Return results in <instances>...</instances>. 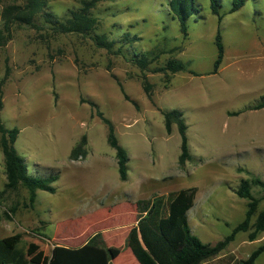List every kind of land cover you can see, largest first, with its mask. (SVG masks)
<instances>
[{"label":"rangeland","instance_id":"obj_1","mask_svg":"<svg viewBox=\"0 0 264 264\" xmlns=\"http://www.w3.org/2000/svg\"><path fill=\"white\" fill-rule=\"evenodd\" d=\"M43 1L44 9L63 18L82 0ZM230 1L219 0L218 23L208 0H194L199 12L187 20L186 38L168 10V0L95 4L91 13L97 20L96 34L115 41L124 34L137 37L121 47L126 58L148 53L150 69L169 60L186 68L166 76L141 73L86 36L54 35L36 16L39 28L12 25L9 40L0 47V122L18 131L13 148L29 174L57 178L51 184L54 192L35 191L29 208L25 189H3L0 151V239L45 262L52 245L74 248L99 234L102 246L120 251L110 264H136L123 246L135 224L136 202L164 199L188 188L196 189L188 227L201 243L215 244L242 221L246 201L233 191L242 179L264 182V109L246 110L264 97V79L241 62L264 47V0H246L240 10L228 13ZM10 5L23 6L24 1L0 0V27L2 10ZM216 31L223 57L217 73L210 74ZM142 74L151 85L149 98L142 89ZM116 81L137 108L123 99ZM80 99L93 102L112 123L127 155L125 181L118 179L105 126ZM170 110L180 111L186 125L190 159L181 166L175 125L166 135L160 113ZM236 111V116L227 115ZM82 136L83 155L70 157ZM250 193L259 200L252 223L264 207V189L251 186ZM247 234L237 233L224 250L201 264H234L246 258L264 239V231L252 242ZM254 264H264V253Z\"/></svg>","mask_w":264,"mask_h":264},{"label":"trees","instance_id":"obj_2","mask_svg":"<svg viewBox=\"0 0 264 264\" xmlns=\"http://www.w3.org/2000/svg\"><path fill=\"white\" fill-rule=\"evenodd\" d=\"M24 5L6 6L1 13L0 27V47H3L10 38L11 27L14 24L25 25L30 28H39L34 22V17L41 20V25L47 28L52 34H78L86 36L93 45L105 50L112 55H120L126 61L134 65L141 73H161L164 76L177 72L186 71L185 66L175 60L167 61L163 66L150 69L152 59L148 53L132 54L126 58L121 52V47L132 44L137 37L122 35L117 41L109 40L104 34H96L97 20L92 15L91 10L95 4L103 0H82L76 9L68 10L67 16L59 18L48 12L43 0H23ZM246 0H231L228 13L240 10ZM168 10L176 19L178 31L183 38L187 36V20L198 14L199 9L194 0H168ZM219 0H208V8L211 15L216 17L217 22L221 20L219 14ZM214 46L216 57L212 63L210 74H216L221 63L223 47L219 32L214 35ZM116 43L119 46L114 49ZM194 75L191 71H187ZM142 89L145 95L150 97L151 85L148 84L145 76L141 77ZM0 80V110L2 108V93ZM120 93L125 101H128L137 108L134 101L124 93L120 83L116 81ZM81 102L89 105L94 110L95 116L106 128V143L114 151L116 171L118 179L125 181L127 175V155L116 141L112 123L98 111L96 105L88 100ZM264 109V97H260L256 103L246 110L256 111ZM240 111L229 112L228 116H236ZM163 120V128L166 135L171 132V126L175 125L179 137L178 165H183L190 159L185 135L186 125L182 114L178 110L160 112ZM18 131L15 128L6 129L0 122V151L4 163L5 183L4 190H15L17 187L25 189L27 194V206L31 208L35 201V191H43L52 194L54 188L51 186L55 182L56 175L45 177L33 176L27 172L24 160L19 157L13 143ZM84 136L71 149L69 156L77 157L83 155ZM251 186L264 189V182L256 177L250 180L242 179L233 191L239 199H244L245 211L241 222L236 224L228 235L213 245L201 243L190 233L187 222V211L192 207L195 188H188L169 193L166 198L160 196L153 197L150 201H137L135 207V224L131 226L124 238L123 246L128 249L136 264H201L206 260L216 256L224 250L234 239L237 233L248 232L246 240L252 242L256 236L264 231V207L254 216L258 199L250 193ZM264 201V198H262ZM13 209H11V212ZM13 241L15 239H12ZM116 247L102 246L99 241V234L88 238L81 246L70 248L60 245H52L45 262L27 257V252L16 243H8L5 239H0V264H110L119 255ZM264 253V239L253 249L246 258L237 260L234 264H254L256 258Z\"/></svg>","mask_w":264,"mask_h":264},{"label":"crops","instance_id":"obj_3","mask_svg":"<svg viewBox=\"0 0 264 264\" xmlns=\"http://www.w3.org/2000/svg\"><path fill=\"white\" fill-rule=\"evenodd\" d=\"M257 52L258 53L256 55H253V57L250 56L248 60H244L241 62H243V65H244L243 67H248V66L250 67L251 66L252 69L254 68L253 70L257 72L256 74H257L258 79H264V47L263 46L259 47V49H257ZM222 57H223V55H222ZM239 63L240 62H238L237 64H239ZM235 64H236V62L233 65H235ZM188 211H187V222H188ZM85 242H83L82 244H84ZM55 245H57V244H55ZM81 245H79V246H81ZM60 246H64V245H60ZM64 247H70V246H64ZM76 247H78V246H76ZM107 247H110V246H107ZM70 248H73V247H70ZM217 258H219V257H217Z\"/></svg>","mask_w":264,"mask_h":264}]
</instances>
